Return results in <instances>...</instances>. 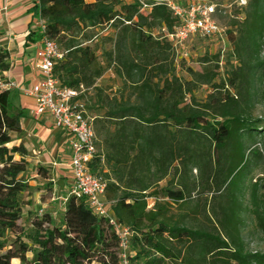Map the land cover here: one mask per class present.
<instances>
[{
  "label": "trees",
  "instance_id": "16d2710c",
  "mask_svg": "<svg viewBox=\"0 0 264 264\" xmlns=\"http://www.w3.org/2000/svg\"><path fill=\"white\" fill-rule=\"evenodd\" d=\"M144 1L151 5L144 10L137 0L37 1L48 38L64 51L54 75L62 86L86 89L97 148L89 168L107 182V210L133 231L131 263L264 264V252L250 250L243 236L250 215L264 237V168L253 174L264 160V117L253 114L264 103V0L226 14L222 58L220 37H195L206 42L204 66L187 68L188 80L174 73L177 51L164 37L177 20L160 0ZM107 24L116 32L100 61L77 35ZM8 58L0 49V74ZM109 67L122 82L115 92L96 84ZM201 85L210 86L203 99L195 94ZM11 92L0 90V264H117L108 219L70 191L58 220L45 212L15 233L28 161L23 144L7 146L25 117ZM173 204L183 211L176 217Z\"/></svg>",
  "mask_w": 264,
  "mask_h": 264
},
{
  "label": "built area",
  "instance_id": "2783aa9c",
  "mask_svg": "<svg viewBox=\"0 0 264 264\" xmlns=\"http://www.w3.org/2000/svg\"><path fill=\"white\" fill-rule=\"evenodd\" d=\"M137 1L141 4V10L151 6L144 0ZM156 3L165 5L172 17L177 20L173 30L164 34L176 51L196 36L205 39L220 37L222 58L229 45L224 38L225 27L221 26L219 18L225 14L228 7L234 5L240 9L246 5L247 0H234L228 4L208 0H191L188 3L184 0H160ZM35 25L40 33V45L36 50L34 64L37 79L30 85H23L0 75V90L18 91L31 98L34 102V117L47 114L56 128L64 129L71 134L69 167L73 183L70 193L83 199L97 215L108 219L117 236V264H132L129 245L133 231L129 226L118 222L107 210L105 199L107 182L103 176L91 172L89 168L97 154V148L93 118L89 115L82 97L86 89L83 86L72 88L60 84L53 69L55 64L63 59L64 51L55 40L48 38L46 22L40 15ZM219 65H222V61Z\"/></svg>",
  "mask_w": 264,
  "mask_h": 264
},
{
  "label": "crops",
  "instance_id": "0c3cea01",
  "mask_svg": "<svg viewBox=\"0 0 264 264\" xmlns=\"http://www.w3.org/2000/svg\"><path fill=\"white\" fill-rule=\"evenodd\" d=\"M38 17L37 0H0V49L9 54V68L0 75L18 84L30 85L38 77L34 69L40 45L35 25ZM13 92V104L25 114L20 123L21 133L16 134V145L23 144L26 148L28 165L47 169L52 180L62 185L61 190L69 192L73 183L69 167L71 134L56 128L47 114L34 117L33 100L18 91H12L11 95Z\"/></svg>",
  "mask_w": 264,
  "mask_h": 264
},
{
  "label": "rangeland",
  "instance_id": "374dc122",
  "mask_svg": "<svg viewBox=\"0 0 264 264\" xmlns=\"http://www.w3.org/2000/svg\"><path fill=\"white\" fill-rule=\"evenodd\" d=\"M128 1V0H125ZM233 6L228 7L225 10V14H222L219 18L221 26H224L227 21L226 14L231 12ZM148 9V8H147ZM116 29L111 25H101V26H89L81 30L77 35V40L84 42V44L90 45L95 53L97 54L100 61H103V52L110 50L112 48V40L115 36ZM155 34L157 33L154 32ZM204 44L206 42L199 41L195 38L185 43L184 46L180 47L177 52L174 54V63L175 69L174 73L176 76L188 80L189 73L187 68H192L193 70H201L204 66V63L201 61L205 53ZM214 50L217 49V42L212 44ZM222 45V44H221ZM222 49V48H221ZM215 51V52H217ZM226 52V50H225ZM225 56V55H224ZM224 61V60H223ZM218 78H221L219 75ZM121 80L115 76L112 72V68H106L102 77L96 81V84L101 86L106 90V92H115L121 86ZM92 92V90H90ZM210 91V86L201 85L195 91L197 98L203 99L207 93ZM15 97V93H12V98ZM254 115L264 117V103H260L254 110ZM11 141L7 146H12L17 144L16 133H11ZM16 159L19 158L18 155L14 156ZM256 167L253 170L255 176H261L262 170L264 168V160L258 159L256 162ZM24 179L28 184L27 192L21 196V204L23 210V216L18 221L19 228L16 230V234H19L22 231V228L30 225V220L36 215L40 216L45 212H49L55 220L61 216L63 199L68 196V190H61V184L52 180V176L47 173V175L39 174L37 171V166L28 165L27 170L23 173ZM165 181L161 182L164 184ZM64 193V194H63ZM60 197V198H59ZM149 206L152 205L153 199L148 198ZM170 214L175 216L181 212L178 207L173 204L170 208ZM247 225L243 230V236L247 242V246L250 250H257L264 252V237L256 230L254 221L250 215L246 216ZM14 236V237H13ZM10 235V239H14L15 235ZM26 241H29L26 239ZM28 257L31 256L30 253L27 254ZM10 264H21L20 260L13 258Z\"/></svg>",
  "mask_w": 264,
  "mask_h": 264
}]
</instances>
